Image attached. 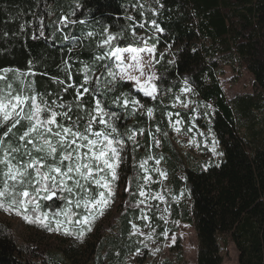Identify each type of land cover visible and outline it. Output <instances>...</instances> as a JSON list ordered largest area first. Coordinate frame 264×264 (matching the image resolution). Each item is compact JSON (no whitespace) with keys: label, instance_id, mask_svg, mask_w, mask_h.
<instances>
[{"label":"trees","instance_id":"1","mask_svg":"<svg viewBox=\"0 0 264 264\" xmlns=\"http://www.w3.org/2000/svg\"><path fill=\"white\" fill-rule=\"evenodd\" d=\"M130 8L143 10L148 22L154 20L145 38L132 35L137 29L129 19ZM65 16L85 23L64 27L60 21ZM105 28L122 37L119 47H144L149 40L160 43L161 50L172 45V54L158 60L155 99L125 81L118 80L109 91L105 84L110 77L91 86L84 96L86 101L101 100L106 111L116 113L118 138L128 146L127 161L122 160V174L129 182L121 198L125 206L95 249V264H125L141 250L131 235L142 210H152L151 223L159 235L165 231L158 219L159 206H144L139 198L145 184L141 164L156 161L163 162L172 185L174 198L169 199V208L173 221L191 224L196 230L197 264H223L220 244L226 236L238 252V264H264V0H0V70H31L35 76L20 79L32 81L36 92L50 101L71 104L74 89L65 92L63 88L82 83L84 74L78 70L91 63ZM88 31L97 35L83 39ZM225 67L246 71L252 77V93L228 100L219 83ZM8 77L20 86L13 73ZM187 89L204 110L211 104L214 110L212 116L207 110L210 123L205 128L213 132L223 157L207 170L190 155L184 156L169 135L170 115L173 120L182 118L186 129L192 128L193 111L173 106L177 99H185ZM124 93L129 101L138 100L141 109L136 111L137 105L131 103L125 107ZM117 99L120 102L114 103ZM130 135L143 139L135 143ZM184 193L190 207L184 200L177 201ZM13 239L10 228L0 223V264H66L62 252L23 251ZM182 258L179 254L175 262L164 264H182Z\"/></svg>","mask_w":264,"mask_h":264},{"label":"snow or ice","instance_id":"2","mask_svg":"<svg viewBox=\"0 0 264 264\" xmlns=\"http://www.w3.org/2000/svg\"><path fill=\"white\" fill-rule=\"evenodd\" d=\"M69 16L60 21L64 27L85 23ZM157 31L162 30L157 26ZM40 34L42 36L43 32ZM96 35L88 31L83 39H93ZM99 35L91 63L78 70L84 74L82 83L79 87L66 85L63 88L65 92L69 87L74 89L71 104L62 100L60 103L50 101L36 92L32 81L26 83L25 79H20L35 76L31 70H0L3 73L0 74V210L14 211L26 222L50 229L53 221L48 214L35 215L33 219L28 215L29 206L36 213L41 207L38 200H51L57 191L65 192L68 196L61 197L67 201L65 209L56 215L63 214L71 223V216L75 214L71 213L70 206L79 209L82 204L87 214L75 220L80 226L75 232L67 226L62 227L64 222L59 219L54 221L56 228L53 230L75 235L77 239L91 231V221L102 216L109 205L123 148L114 123L119 117L106 111L99 99L86 101L85 94L90 93L91 86H99L101 79L107 77L111 78L105 84L109 91L115 89L118 80H129L145 96L155 99L157 92L152 82L155 76L145 74L140 56L142 52L153 53L154 48L119 47L117 44L122 37L110 33L107 28ZM132 35L135 36V32ZM8 73L19 79V87L9 79ZM68 79H71L70 73ZM57 83L64 85V81ZM122 95L125 107L129 103L139 104L135 99L129 101L127 93ZM116 102H120L119 99ZM151 114L152 110L148 109V115ZM129 138L133 137L130 135ZM140 194L144 195L143 192Z\"/></svg>","mask_w":264,"mask_h":264},{"label":"rangeland","instance_id":"3","mask_svg":"<svg viewBox=\"0 0 264 264\" xmlns=\"http://www.w3.org/2000/svg\"><path fill=\"white\" fill-rule=\"evenodd\" d=\"M151 4V2L149 3ZM152 12L157 15L156 9L153 7ZM128 9L129 17H132L135 29V33L138 38H145L149 28H153V21L148 22V17L143 10ZM140 15H137L138 13ZM144 26L141 28L140 25ZM160 29V28H159ZM109 31V30H108ZM135 32V31H134ZM160 32V31H158ZM43 34H45L43 29ZM158 39V38H156ZM161 44H151L149 40L146 41L144 47L154 48L153 53L142 52L140 56L143 60L146 75H154L156 79V67L158 60L163 55H171L172 50L168 45L161 50ZM127 55V54H126ZM119 71V70H117ZM223 74L219 80L224 88L225 96L228 100H232L238 95L252 93V77L244 70L233 71L231 67H225L222 69ZM143 79V78H142ZM155 79L152 81L155 84ZM132 84L134 82L129 80H123ZM137 89V87H136ZM138 91V90H137ZM141 94L143 92L139 91ZM158 92H156L157 95ZM186 95L177 99L173 105L175 110H187L193 111L192 128H185V123L182 118L172 119V115L169 116V130L171 133L172 141L184 155H190L197 164H201L205 170L213 163H219L223 157L222 150L218 141L216 140L213 132L205 128V123H210V117L207 112L210 111V116L214 115L212 104L209 107H201L197 103V98L191 93L189 89L185 90ZM144 95V94H143ZM145 96V95H144ZM148 97V96H146ZM152 98V97H150ZM200 108V109H199ZM141 106L137 104L136 111L140 110ZM203 109V110H202ZM206 112V114H204ZM153 117L152 115L150 116ZM179 117V114L176 115ZM179 129V131H177ZM134 142H141L143 136L134 135ZM155 143L157 148L161 147V137L156 138ZM123 148L121 151V162L116 169L118 178L113 183L114 195L111 198L109 205L106 207L104 214L98 215L91 221V231L81 238L77 239L75 235H64L62 232H56L53 229L56 228L55 220L59 219L64 222L62 227L67 226L74 232L78 230L79 225L75 224V220L80 219L83 215H86L83 208L77 209L74 205L70 206L71 213L75 215L71 216V223L68 222L63 214L57 216L56 214L62 213L65 209L66 200L61 199L62 196H68L65 192L57 191L56 195L51 200H38L37 202L41 207L36 213L31 211V205L29 206L28 215L35 218V215H42L47 213L49 219L53 221L50 229H45L36 223H28L21 216L15 214L14 211L0 210V223L7 225L13 235V240L16 242L20 250L27 251L30 248L32 251H39L40 249L47 250L48 252H58L64 255L66 264H95L96 250L99 247L100 241L105 236H108L111 228L116 225L121 215L122 209L125 206L123 195L128 192L129 182H126L124 175L122 174V166L124 161H127L128 146L122 141ZM124 161L122 162V160ZM166 167L162 161L155 162L154 165L145 164L144 173L148 179L144 180L145 184L141 187L140 203L144 206L158 205L160 214L158 219L166 227L163 233L158 232V227L151 223L152 210L147 208L142 210V215L137 222L133 224L132 235L141 246V250L136 254L131 255L125 264H164L165 261L175 262L182 254V264H197L198 257V237L193 225L183 223L182 221H173L171 211L169 208V199L172 197V185H170V178L165 172ZM71 183V182H69ZM159 185V190H156V186ZM103 190V189H101ZM186 193L181 196L186 204L190 207L191 201ZM68 199H74L68 197ZM146 217V218H145ZM222 245V257L224 258L223 264H238V252L232 243V241L226 236L221 238Z\"/></svg>","mask_w":264,"mask_h":264}]
</instances>
